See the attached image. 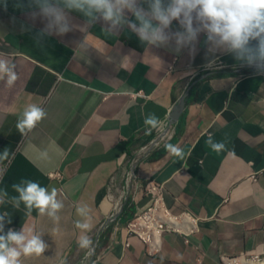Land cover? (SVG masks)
<instances>
[{"label": "crops", "instance_id": "crops-1", "mask_svg": "<svg viewBox=\"0 0 264 264\" xmlns=\"http://www.w3.org/2000/svg\"><path fill=\"white\" fill-rule=\"evenodd\" d=\"M29 12L26 0L0 7V58L15 71L11 83L0 78V213L5 231L23 225L46 243L41 253L22 254L20 264L264 257V75L231 53H215L219 59L205 67L203 33L189 55L146 46L126 27L109 34L101 21L83 26L75 11L69 32L42 34L45 21ZM31 104L45 115L21 131L17 119ZM149 114L159 121L154 128L144 123ZM209 134L221 149L211 148ZM28 180L56 189V218L29 213L22 201L13 206L12 185ZM148 181L163 185L172 212L194 219L189 230H164L153 253L125 228L151 203ZM82 235L90 247L79 246Z\"/></svg>", "mask_w": 264, "mask_h": 264}, {"label": "clouds", "instance_id": "clouds-1", "mask_svg": "<svg viewBox=\"0 0 264 264\" xmlns=\"http://www.w3.org/2000/svg\"><path fill=\"white\" fill-rule=\"evenodd\" d=\"M26 5L33 20L39 16L45 21L42 34L59 36L69 32L73 11L84 18L83 26L101 21L109 34L126 27L142 44L169 48L173 53L187 48L189 55H194L198 36L203 33L202 43L207 46L205 67L210 68L219 59L215 53H231L239 66L264 75V0H26ZM5 6L6 0H0V7ZM0 78L7 83L15 79L14 65L7 59L0 58ZM44 115L40 106L28 105L16 126L21 131L30 129ZM144 123L154 128L159 121L149 114ZM207 142L214 150L223 147V142H213L210 134ZM168 147L171 153L181 155L180 148ZM12 187L18 193L11 198L14 207L22 201L27 212L36 208L39 214L52 218L62 207L55 188L46 189L34 180ZM77 211L84 212L82 208ZM5 216L6 213H0V264H20L22 254L43 252L46 243L39 232L23 225L19 230L5 231ZM78 243L83 248L91 245L86 235Z\"/></svg>", "mask_w": 264, "mask_h": 264}, {"label": "built area", "instance_id": "built-area-1", "mask_svg": "<svg viewBox=\"0 0 264 264\" xmlns=\"http://www.w3.org/2000/svg\"><path fill=\"white\" fill-rule=\"evenodd\" d=\"M144 190L150 196L151 203L144 209L136 211L126 222L125 228L145 245L147 252L153 253L160 246V237L164 230L175 232L189 230L194 219L188 211L174 213L165 205L161 183L148 181L144 184ZM251 259L259 257L254 256ZM227 260L230 258H223L225 264H228ZM194 264H201V258L198 257Z\"/></svg>", "mask_w": 264, "mask_h": 264}, {"label": "water", "instance_id": "water-1", "mask_svg": "<svg viewBox=\"0 0 264 264\" xmlns=\"http://www.w3.org/2000/svg\"><path fill=\"white\" fill-rule=\"evenodd\" d=\"M185 95L181 96L179 98V100L176 102V104L172 107V109L169 113V118L171 120L176 119L178 117L180 111L182 110L184 102H185Z\"/></svg>", "mask_w": 264, "mask_h": 264}, {"label": "bare ground", "instance_id": "bare-ground-1", "mask_svg": "<svg viewBox=\"0 0 264 264\" xmlns=\"http://www.w3.org/2000/svg\"><path fill=\"white\" fill-rule=\"evenodd\" d=\"M132 169V168H131ZM131 173V172H130ZM228 264H264V261H249L247 259H240V260H228Z\"/></svg>", "mask_w": 264, "mask_h": 264}, {"label": "rangeland", "instance_id": "rangeland-1", "mask_svg": "<svg viewBox=\"0 0 264 264\" xmlns=\"http://www.w3.org/2000/svg\"><path fill=\"white\" fill-rule=\"evenodd\" d=\"M243 257H244L245 259L249 260V261H252V260H254V261H259V262L264 261V257H259V259H251V258L246 257V256H243Z\"/></svg>", "mask_w": 264, "mask_h": 264}]
</instances>
